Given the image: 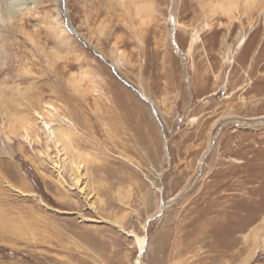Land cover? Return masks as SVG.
Returning <instances> with one entry per match:
<instances>
[{"label": "rangeland", "instance_id": "obj_1", "mask_svg": "<svg viewBox=\"0 0 264 264\" xmlns=\"http://www.w3.org/2000/svg\"><path fill=\"white\" fill-rule=\"evenodd\" d=\"M222 1L0 2V264H264V0Z\"/></svg>", "mask_w": 264, "mask_h": 264}, {"label": "bare ground", "instance_id": "obj_2", "mask_svg": "<svg viewBox=\"0 0 264 264\" xmlns=\"http://www.w3.org/2000/svg\"><path fill=\"white\" fill-rule=\"evenodd\" d=\"M2 0H0V2H1ZM258 0H243V2H244V5L245 6H247V7H251L253 4H255L256 2H257ZM4 2V1H3ZM3 2H2V6H3ZM218 8H220L221 10H223L224 11V9H231V7L233 6V2H229V0H224V1H222V2H219L217 5H216ZM4 8L7 10V11H10L11 9H12V6H11V3H5L4 4ZM0 10H1V8H0ZM12 11V10H11ZM2 18V16H1V13H0V19ZM176 22V21H175ZM177 23V22H176ZM244 41H245V37L243 36V35H241L240 37H239V44H242V43H244ZM4 88H3V84L0 82V109H1V107H2V105H3V103H7L6 101H8V100H6V101H4V98H3V94H4ZM40 97V96H39ZM10 98V97H9ZM9 98H7V99H9ZM26 101H28V103H27V105H29L30 107H31V111H32V114H33V118H34V116H36V117H38V118H41V121H42V124H43V128H44V130H45V134H46V142L47 141H55V136H54V133L50 130V127L48 126V123L46 122V120H45V118H46V116H52V112H50V111H45V113H44V111H36L35 109H38L39 108V103L40 102H37V101H32V100H30V99H26L25 100V98L23 99H21L19 102H17V103H19L20 105L21 104H23L24 102L26 103ZM8 102H10V103H14L15 102V99L14 98H10V100L8 101ZM30 113V112H29ZM32 117V116H31ZM8 120H9V122L10 123H13V122H15L16 121V116L15 115H13V116H9L8 115ZM31 118L30 117H27V116H21L20 117V126L23 128V129H25V130H27L28 131V128L30 129V130H35L34 129V124L31 122V120H30ZM30 120V121H29ZM67 135L66 134H63V137L64 138H67L66 137ZM35 142H41L40 140V138L38 137V135L37 134H35ZM52 139H54V140H52ZM58 140H60L59 138H58ZM56 142V145L58 144V142L57 141H55ZM48 145V144H47ZM56 145H54V146H56ZM45 146H46V144H45ZM56 149V148H55ZM46 150H48V146H47V149ZM47 152V151H46ZM58 152V151H57ZM47 155H48V153H47ZM72 163H75L74 165L73 164H71V166H72V168H73V170L75 171V175L77 176L76 178H77V182H78V179H79V172H78V170H79V166H80V162H77L76 160H72ZM58 178H59V180L62 182V183H65L64 182V179L61 177V176H58ZM76 182V183H77ZM79 191L80 192H82V187L81 188H79ZM29 214V213H28ZM11 219V218H10ZM4 221V220H3ZM2 222V221H1ZM5 223V222H4ZM5 225H6V223H5ZM9 225V224H8ZM27 225V224H26ZM4 227V224H2V227L1 228H3ZM28 227V226H27ZM26 227V228H27ZM13 229V227H8L7 229L10 231V229ZM16 229L18 228V227H15ZM15 228H14V230H13V232L15 231ZM30 228V227H29ZM28 228V229H29ZM32 229H33V227H32ZM2 230V229H1ZM26 230V229H25ZM27 231V230H26ZM31 231V230H30ZM3 232H4V230H3ZM6 232V231H5ZM2 233V232H1ZM22 234V233H21ZM33 234H34V232H33ZM2 236V235H1ZM3 237H5V236H3ZM29 240V239H28ZM138 243H139V248H140V250L144 247V245H145V242H144V238L143 237H138Z\"/></svg>", "mask_w": 264, "mask_h": 264}]
</instances>
